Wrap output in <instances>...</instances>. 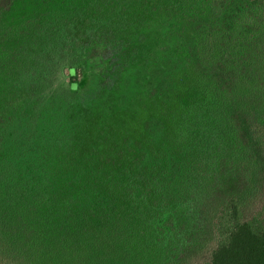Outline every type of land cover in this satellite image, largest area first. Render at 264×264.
I'll use <instances>...</instances> for the list:
<instances>
[{"label":"trees","instance_id":"trees-1","mask_svg":"<svg viewBox=\"0 0 264 264\" xmlns=\"http://www.w3.org/2000/svg\"><path fill=\"white\" fill-rule=\"evenodd\" d=\"M144 16L164 39L136 83L191 70L217 99L168 161L77 164L72 105L56 129L23 98L41 78L78 91L99 55L135 52ZM0 264H264V0H0Z\"/></svg>","mask_w":264,"mask_h":264},{"label":"rangeland","instance_id":"rangeland-1","mask_svg":"<svg viewBox=\"0 0 264 264\" xmlns=\"http://www.w3.org/2000/svg\"><path fill=\"white\" fill-rule=\"evenodd\" d=\"M148 20L136 31L130 32L128 44L135 52L119 57L116 52L99 55L88 66L90 78L76 92H64L57 80L51 81L54 88L48 89L44 79L36 83L40 88L35 100L23 98L22 110L33 116L50 117L57 128L61 126V109L65 103L72 105L69 115L74 119L79 139L75 162L81 165H109V157L116 151H124L129 163L131 156L163 160L176 157L193 142L196 134H185L183 121L192 110H206L207 101L215 103V92L211 87L203 88V78L191 70L179 72L172 86L162 90L147 89L134 80V69L151 59L160 51L164 36L156 23ZM130 46V47H132ZM129 47V46H128ZM160 120L162 130L149 132L145 124ZM48 121V120H46ZM24 123V131L32 129L36 120ZM42 130V124L40 127ZM93 150L94 155L88 156ZM129 157V158H128Z\"/></svg>","mask_w":264,"mask_h":264}]
</instances>
